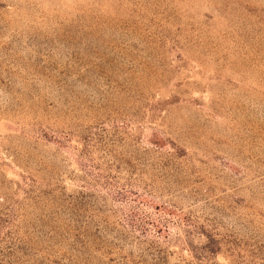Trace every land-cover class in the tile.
I'll list each match as a JSON object with an SVG mask.
<instances>
[{
  "label": "rangeland",
  "instance_id": "1",
  "mask_svg": "<svg viewBox=\"0 0 264 264\" xmlns=\"http://www.w3.org/2000/svg\"><path fill=\"white\" fill-rule=\"evenodd\" d=\"M0 264H264V0H0Z\"/></svg>",
  "mask_w": 264,
  "mask_h": 264
}]
</instances>
